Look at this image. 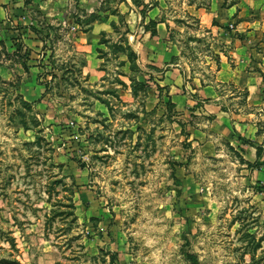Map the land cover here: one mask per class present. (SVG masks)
Here are the masks:
<instances>
[{
  "label": "rangeland",
  "instance_id": "rangeland-1",
  "mask_svg": "<svg viewBox=\"0 0 264 264\" xmlns=\"http://www.w3.org/2000/svg\"><path fill=\"white\" fill-rule=\"evenodd\" d=\"M98 1L94 17L114 14L118 0ZM137 2L168 19L184 81H211L214 31L196 13L214 14V0ZM29 15L42 47L0 62V264H115L112 252L120 264H264L261 182L232 148L206 143L203 103H170L166 66L138 59L120 14L100 38L99 78L69 34L91 14L54 0Z\"/></svg>",
  "mask_w": 264,
  "mask_h": 264
},
{
  "label": "crops",
  "instance_id": "crops-1",
  "mask_svg": "<svg viewBox=\"0 0 264 264\" xmlns=\"http://www.w3.org/2000/svg\"><path fill=\"white\" fill-rule=\"evenodd\" d=\"M50 1L54 0H0V62L3 65L5 61L9 64L12 48L16 52L34 53L42 47L41 30L37 20L29 15V8H42ZM75 2L85 14L100 13L98 0ZM112 8L115 14L82 21V27L75 24L69 33L76 50L84 52V67L92 78H99L101 72L98 66L102 59L97 57L98 49L102 48L100 38L113 34L110 23H118L120 14V19L123 18L124 25L130 30L128 38L136 39L138 59L156 68L166 66L162 83L169 88L175 107L203 103L202 114L212 117L214 128V134H205L209 139L206 143H212L214 137V153L223 150L224 146L232 148L240 155L235 161L246 168L248 180L264 184V165L250 170L242 162H255V146L243 143L237 137L249 139L264 151L259 121L264 108V0H214V14L209 12V16L206 10H197L200 26L214 31V75L211 81L193 78L191 85L184 81L179 65L174 62L179 51L168 45V19L161 17L157 5L148 4L144 14L139 11L142 7L132 0L118 1ZM150 20L157 21L156 36L153 37L145 28ZM16 40L19 43L14 46L12 42ZM217 42L221 46H217ZM28 65V69L35 68ZM227 88L243 94L242 108L234 107L237 96L233 97L230 90L226 93Z\"/></svg>",
  "mask_w": 264,
  "mask_h": 264
},
{
  "label": "trees",
  "instance_id": "trees-1",
  "mask_svg": "<svg viewBox=\"0 0 264 264\" xmlns=\"http://www.w3.org/2000/svg\"><path fill=\"white\" fill-rule=\"evenodd\" d=\"M118 1H125V0H118ZM132 1H133V3H135V4H136V2H137V0H132ZM137 3H139V2H137ZM152 5H153V6L156 5V3H153ZM115 12H116V11H115ZM141 13L144 14V13H145V10H142ZM114 14H115V13H114ZM90 17H92L91 20H90V21H92V20L94 19V15L91 13ZM120 22H123V18L120 19ZM156 23H157V21H155V20H150V21L148 22V25H149V26L147 25V26L145 27L146 29H149V30H150V34H151L152 37H153V36H156V30H155ZM110 24H111L112 28H115V27H116V24H115L113 21H112ZM101 42H104V41L102 40ZM98 52H101V50L98 49ZM130 62H131V61H130ZM157 88L159 89L160 86L158 85ZM170 103H171V101H170ZM237 137H238L243 143L253 145V146H255V148H256L257 159L255 160V162L250 163V162H246V161H244V160L241 159L242 162H245V163H246L247 168H250V169L257 168V169H258V168H260L262 165H264V156H263V152H264V151H263L262 147H261L260 145H254V143H253L252 141H250L249 139H246V138L240 137L239 135H238ZM254 190H255L256 192H259V193H263V194H264V184H262V183H261V184H260V183H257V185H255V187H254ZM107 254H109V256H110V262H111V263L120 264L116 252L107 253ZM188 259L192 262V264H197L194 255H191V254L188 255Z\"/></svg>",
  "mask_w": 264,
  "mask_h": 264
}]
</instances>
